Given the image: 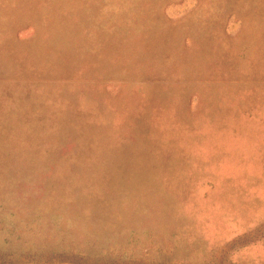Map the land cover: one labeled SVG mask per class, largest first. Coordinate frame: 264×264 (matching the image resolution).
<instances>
[{"label": "rangeland", "instance_id": "374dc122", "mask_svg": "<svg viewBox=\"0 0 264 264\" xmlns=\"http://www.w3.org/2000/svg\"><path fill=\"white\" fill-rule=\"evenodd\" d=\"M0 264H264V0H0Z\"/></svg>", "mask_w": 264, "mask_h": 264}]
</instances>
